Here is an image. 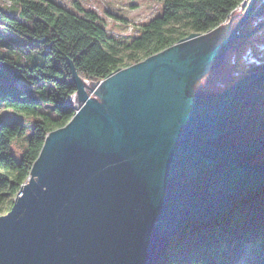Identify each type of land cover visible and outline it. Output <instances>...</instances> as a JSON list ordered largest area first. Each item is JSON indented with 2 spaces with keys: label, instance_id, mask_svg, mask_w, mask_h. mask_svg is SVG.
Masks as SVG:
<instances>
[{
  "label": "water",
  "instance_id": "water-1",
  "mask_svg": "<svg viewBox=\"0 0 264 264\" xmlns=\"http://www.w3.org/2000/svg\"><path fill=\"white\" fill-rule=\"evenodd\" d=\"M263 1L244 0L215 45L190 32L97 81L92 96L69 61L79 106L46 134L0 215V264H157L184 224L210 222L263 186L264 156L247 158L264 151V135L223 137L239 109L264 103V89L251 92L264 84V61L205 99L190 89L247 36Z\"/></svg>",
  "mask_w": 264,
  "mask_h": 264
},
{
  "label": "trees",
  "instance_id": "trees-1",
  "mask_svg": "<svg viewBox=\"0 0 264 264\" xmlns=\"http://www.w3.org/2000/svg\"><path fill=\"white\" fill-rule=\"evenodd\" d=\"M161 13L134 34L105 28L78 1L9 0L0 6V215L28 177L45 136L74 114L69 61L84 80L169 47L190 32H207L244 0H159ZM157 264H264V185L235 199L210 222L182 226Z\"/></svg>",
  "mask_w": 264,
  "mask_h": 264
},
{
  "label": "rangeland",
  "instance_id": "rangeland-1",
  "mask_svg": "<svg viewBox=\"0 0 264 264\" xmlns=\"http://www.w3.org/2000/svg\"><path fill=\"white\" fill-rule=\"evenodd\" d=\"M65 7L74 8V2L86 9L97 13L101 24L112 33L125 36L134 34L143 22L161 13V1L159 0H57ZM263 1V0H261ZM264 2V1H263ZM10 5L9 0H0V6ZM243 8H235L228 19L215 28L201 33L192 43L215 45L228 34L235 26L236 21L242 16ZM242 33L246 37L233 40L223 55L214 65L206 69L194 82L191 92L200 99L219 92L236 79L244 75L252 64L264 61V7L257 10L245 24ZM88 92L92 96L99 85L96 82L84 80ZM264 86H255L254 92L263 91ZM74 101L79 106L75 94ZM0 113L10 118L13 113L0 106ZM230 124L233 131L228 133L224 140L233 139L241 141L248 138H257L264 135V103H254L239 109L232 118ZM227 126V123H226ZM264 156V151L247 158L255 162Z\"/></svg>",
  "mask_w": 264,
  "mask_h": 264
},
{
  "label": "flooded vegetation",
  "instance_id": "flooded-vegetation-1",
  "mask_svg": "<svg viewBox=\"0 0 264 264\" xmlns=\"http://www.w3.org/2000/svg\"><path fill=\"white\" fill-rule=\"evenodd\" d=\"M262 7H264V6H262ZM262 7H261V8H262ZM254 64H255V63H254ZM253 70H255V69H253ZM253 70H249L248 72H251V71H253ZM253 86H264V84H257V85H253ZM251 92H254L253 88H252Z\"/></svg>",
  "mask_w": 264,
  "mask_h": 264
},
{
  "label": "bare ground",
  "instance_id": "bare-ground-1",
  "mask_svg": "<svg viewBox=\"0 0 264 264\" xmlns=\"http://www.w3.org/2000/svg\"><path fill=\"white\" fill-rule=\"evenodd\" d=\"M123 68V67H122Z\"/></svg>",
  "mask_w": 264,
  "mask_h": 264
}]
</instances>
